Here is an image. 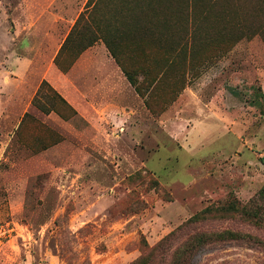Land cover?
Instances as JSON below:
<instances>
[{
	"label": "rangeland",
	"instance_id": "rangeland-1",
	"mask_svg": "<svg viewBox=\"0 0 264 264\" xmlns=\"http://www.w3.org/2000/svg\"><path fill=\"white\" fill-rule=\"evenodd\" d=\"M1 1L9 12L17 0ZM221 1L229 14L230 5L241 7L238 31L231 17L211 23ZM201 2L209 41L192 44L188 57L182 48L174 58L124 60L125 69L147 71L131 74L148 87L143 106L136 118L94 131L59 101L50 113L63 123L45 118L50 113L32 104L41 82L10 85L1 67L10 42L0 38V264H137L202 209L245 204L264 186V76L253 73L246 43L234 64L226 58L237 36L257 33L260 0ZM75 45L61 51L62 68L75 61ZM43 92L40 103L50 108ZM223 229L264 243V230L237 219L208 220L191 232ZM149 260L169 264L157 253ZM192 264H264V246L215 245Z\"/></svg>",
	"mask_w": 264,
	"mask_h": 264
},
{
	"label": "crops",
	"instance_id": "crops-1",
	"mask_svg": "<svg viewBox=\"0 0 264 264\" xmlns=\"http://www.w3.org/2000/svg\"><path fill=\"white\" fill-rule=\"evenodd\" d=\"M260 3L264 13V0ZM217 5L216 21L211 23L223 26L231 17L238 31L241 7L230 5L229 14L222 1ZM0 10V38L10 42L7 64L1 67L10 75V85L32 89L46 81L72 108L73 121L85 122L89 131L136 118V108L143 106L120 67L124 60L174 58L182 48L188 57L192 44L209 41V7L198 0H17L9 12L3 11L0 0ZM73 28L74 39L93 43L62 73L53 60ZM252 31L257 33L249 39L236 37L226 58L234 64L246 43L254 48L247 52L253 73L264 76V16ZM222 58L219 64L224 65ZM126 70L138 76L147 72L141 65ZM43 116L63 123L54 113Z\"/></svg>",
	"mask_w": 264,
	"mask_h": 264
},
{
	"label": "trees",
	"instance_id": "trees-1",
	"mask_svg": "<svg viewBox=\"0 0 264 264\" xmlns=\"http://www.w3.org/2000/svg\"><path fill=\"white\" fill-rule=\"evenodd\" d=\"M74 33L75 28L71 30L53 60L55 66L62 73H66L69 70V67L62 68L58 64V58L61 51L65 48L68 42H72L73 40V42L76 44L74 47L75 59L82 51L87 49L93 43L91 41H84L79 38L74 39ZM120 67L129 84L135 89L136 93L140 97L144 98L145 89L148 87L143 89V81L138 82L136 76L129 74L123 66ZM156 81L157 80H154V83ZM150 83H153V81ZM44 89L50 93V99H52L50 108L40 103L39 100L40 95L47 98L46 94L43 92ZM57 101L66 104L60 95L46 81L43 80L36 92L35 97L32 99V104L43 113L48 114L50 113V109L54 107ZM145 104L147 107H149L148 101H145ZM226 219L241 220L250 224L254 228L264 230V186H262L254 195V197H252L245 204H241L237 200L231 199L225 204H221L219 206H207L206 208L202 209L195 215L191 216L175 230L164 236L153 248L148 251L146 255L141 256L137 264H148L150 261L149 259L154 253H157L161 258H169V264H192L193 260L199 253L206 251V248L215 245L225 246L234 244L246 246L251 249L264 246V243L258 237L241 231L223 229L216 232L201 230H195L191 232L195 226L203 224L208 220ZM143 243V247H147L144 241Z\"/></svg>",
	"mask_w": 264,
	"mask_h": 264
}]
</instances>
